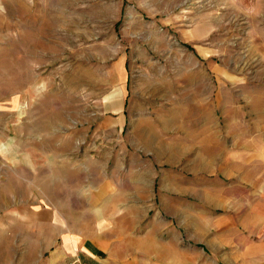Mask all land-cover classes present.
<instances>
[{
	"label": "rangeland",
	"instance_id": "1",
	"mask_svg": "<svg viewBox=\"0 0 264 264\" xmlns=\"http://www.w3.org/2000/svg\"><path fill=\"white\" fill-rule=\"evenodd\" d=\"M146 231L264 261V0H0V264Z\"/></svg>",
	"mask_w": 264,
	"mask_h": 264
},
{
	"label": "crops",
	"instance_id": "2",
	"mask_svg": "<svg viewBox=\"0 0 264 264\" xmlns=\"http://www.w3.org/2000/svg\"><path fill=\"white\" fill-rule=\"evenodd\" d=\"M171 234V238H158L155 232L146 231L141 237L118 238L114 232H92L88 236L69 232L54 256L57 264H68L74 258L79 260L78 264H264L255 257L263 254L261 244L240 248V254L247 256L241 263L228 260L221 263L212 247L215 244L186 247ZM227 244L224 242L222 247ZM249 256L256 260L248 261Z\"/></svg>",
	"mask_w": 264,
	"mask_h": 264
}]
</instances>
